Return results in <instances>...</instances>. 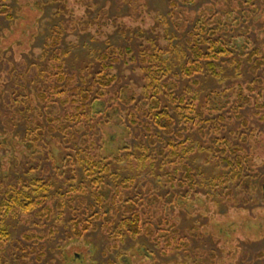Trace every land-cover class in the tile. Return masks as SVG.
<instances>
[{
	"label": "trees",
	"instance_id": "obj_1",
	"mask_svg": "<svg viewBox=\"0 0 264 264\" xmlns=\"http://www.w3.org/2000/svg\"><path fill=\"white\" fill-rule=\"evenodd\" d=\"M195 1L170 0L168 17H175L182 5ZM57 2L40 3L37 21L44 14V7ZM58 3L59 14H72L64 2ZM147 5L145 1L141 11H147ZM205 11L207 8L201 10L188 32L186 44L178 42L179 47L176 46L177 36L168 31V43L162 44L157 31L163 21L158 19L151 28L153 38H146L143 30L138 33L142 42L137 54L132 46L121 48L109 42L77 71L69 63L73 51L64 48L63 41L73 32L88 33L98 19L52 27L41 55L32 61L23 56L16 63L10 59L14 44H3L4 33L0 31V264H7L9 256L21 264H28L32 255L41 261L45 256L40 242L47 235L36 232L24 234V239L40 243L38 246L16 241L9 255H5L6 244L13 241L10 219L34 214L58 226L67 209L72 215L67 225L70 239L80 241L87 232L102 228L109 233L110 241L137 240L146 235L156 242L165 239L166 253L181 250L179 229L162 206H170L174 196L191 198L206 179L203 168L190 161L200 151L211 153L225 172L221 178L242 181L247 190L258 179L257 186L264 191L261 173L245 174L244 153L252 151L244 144L248 138H242L235 146L222 135L226 129L222 124L234 120L239 122L240 138L242 130L252 133L250 120L243 112L252 106L258 107L257 114L264 119L260 111L264 109V79L256 76L246 84L239 82L221 91L204 92L201 87L206 74L221 76L218 63H230L242 74V62L236 52L247 57L253 72L264 71V53L252 46L238 49L227 33L221 36L213 29ZM2 16L10 22L20 18L7 0H0ZM113 21L115 27L127 30L116 18ZM248 21L246 17V25ZM176 26L179 30L180 26ZM37 34L33 31L31 39ZM15 44L24 46L27 54L33 48L29 38H18ZM122 62L139 69V91L125 93V88L132 87L127 84L117 88L122 80L114 71ZM216 97L220 101L215 104ZM117 109L125 111L128 121L125 118L124 123L137 143L126 144L110 155L97 153L98 141L91 132L104 133L110 110ZM21 124L23 130L19 129ZM196 134L209 138L213 148L203 147L201 140L195 139ZM113 163L119 167L117 170ZM121 167H127L130 173L125 175ZM143 172L144 180L156 178L160 172L164 182L173 186L163 196L165 205H158L162 198L152 193L151 184V193L147 194L150 182L142 183ZM55 179L61 181L58 192L53 191ZM174 188L186 191L180 194L172 191ZM50 233H56L54 226ZM49 264L56 263L51 259Z\"/></svg>",
	"mask_w": 264,
	"mask_h": 264
},
{
	"label": "rangeland",
	"instance_id": "obj_2",
	"mask_svg": "<svg viewBox=\"0 0 264 264\" xmlns=\"http://www.w3.org/2000/svg\"><path fill=\"white\" fill-rule=\"evenodd\" d=\"M7 1L20 17L16 22L0 17V31L4 33L3 44H14L10 59L15 63L21 61L23 56L30 61L39 57L42 45L46 37L50 35L52 27L64 28L65 23L75 26L83 20L90 22L98 19V23L91 27L88 33L80 34L77 31L68 34L62 45L73 51L69 63L73 67L72 70L76 69V71L81 69L85 60H88L95 52H99L109 42L121 48L132 46L137 54L142 42L138 33L143 30L146 38H153L151 28L158 19L163 21L157 31L162 44L168 43L165 38L166 31L175 33L176 46L179 45L178 42L186 44L188 32L200 17L203 8H207L208 11L205 12L209 13L212 27L219 35L223 36L227 33L226 35L231 37L238 49L252 46L255 49L261 48L264 53V0H196L190 5H182L172 18L167 15L170 0H58V2H64L72 14L68 12L59 14L57 2L55 5L50 4L44 7V14L40 21H37L40 16V3L51 0ZM145 1L148 3V10L141 11ZM139 12L140 16H137ZM246 17H249L247 25ZM114 18L127 30L115 27ZM174 23L180 26L179 30ZM4 28L9 31L4 32ZM33 31L36 33L38 31V34L31 39ZM18 38L24 40L29 38L33 43V48L29 52L30 56L26 53L28 51L24 50V46L15 44ZM236 55L242 62V74L236 72L230 63H218L221 76L215 78L206 74L202 77L201 87L204 92L221 91L232 85L237 86L239 82L246 84L245 82L251 81L256 76L264 79L263 70L258 73L253 72L247 57L237 52ZM114 73L118 74L122 80L117 88L127 84L132 87L125 88V93L140 90L138 85L141 82V74L135 66L122 62L117 65ZM219 101L220 98L216 97L214 103ZM260 111L264 113V109L260 108ZM243 112L250 120L252 133L242 130L244 134L240 138L237 134L239 122L234 120L222 124L226 127L222 135L236 144L235 146L241 143L242 138H248V142L244 144L247 149L252 147V151L248 154L244 153L245 174L252 176L258 172L264 177V119L257 114V106H252ZM126 117L125 111L110 110V122L103 126L104 133L91 132V136L98 141L97 153L110 155L126 144L136 145V137L129 133L124 123ZM126 120L128 121L127 118ZM19 129L23 130L24 125L21 124ZM195 139L201 140L203 147L213 148L209 138H201L199 134H196ZM193 144L197 147L196 142ZM54 153L59 154L58 148L55 147ZM2 157L3 153H0V160ZM190 161L193 166L203 168L206 179L198 185L191 198L174 196L170 206L162 201L165 202L166 199L163 200V196L167 195L173 186L169 182H164L166 179L160 176V172L157 173L156 178L145 180L143 172L140 178L144 184L150 182L146 186L147 194L151 193L149 186L151 184L152 193L162 198L158 205H165L162 206L163 210L172 217L175 227L179 229L180 243L178 244L182 247L181 250H170L166 253L165 239L162 238L160 242H156L146 235L137 240L126 238L124 242L110 241L109 233L102 228L87 232L80 241L70 239V229L67 225L72 215L67 209L62 221L56 219L58 226H55L54 221L40 220L39 216L34 214L10 219L13 241L6 244L5 255H9L14 242L20 241L24 245L38 246L41 243L45 247L43 260L32 255L27 260L28 264H49L51 259L56 264H108L109 261L117 264H264V255H262L264 254V191L257 186L258 179H254L251 188L247 190L242 181L221 178L220 175H225V172L207 151L196 153ZM113 166L114 170L119 168L114 163ZM123 168L127 167L120 169L125 175L128 174L129 169L124 171ZM16 172L14 169L13 174ZM54 183L56 188L53 191L58 192L61 181L55 179ZM172 191L182 194L186 190L174 188ZM53 226L56 233L51 234L50 229ZM32 232L47 235V237L38 244L35 241L25 240L24 234H32ZM113 244L119 246L115 247ZM7 264L21 263L13 256H9Z\"/></svg>",
	"mask_w": 264,
	"mask_h": 264
}]
</instances>
